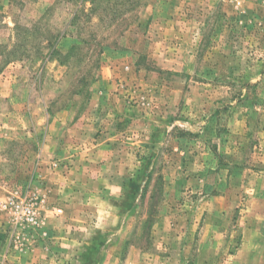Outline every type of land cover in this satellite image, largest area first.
<instances>
[{
	"label": "rangeland",
	"instance_id": "1",
	"mask_svg": "<svg viewBox=\"0 0 264 264\" xmlns=\"http://www.w3.org/2000/svg\"><path fill=\"white\" fill-rule=\"evenodd\" d=\"M0 264H264V0H0Z\"/></svg>",
	"mask_w": 264,
	"mask_h": 264
},
{
	"label": "trees",
	"instance_id": "2",
	"mask_svg": "<svg viewBox=\"0 0 264 264\" xmlns=\"http://www.w3.org/2000/svg\"><path fill=\"white\" fill-rule=\"evenodd\" d=\"M58 41V40H57ZM57 44L54 46L53 50L51 51V55H53L57 51ZM78 45L73 46V48H76Z\"/></svg>",
	"mask_w": 264,
	"mask_h": 264
}]
</instances>
